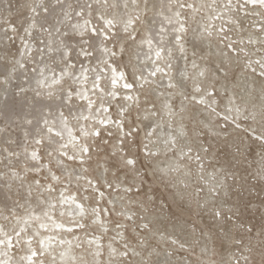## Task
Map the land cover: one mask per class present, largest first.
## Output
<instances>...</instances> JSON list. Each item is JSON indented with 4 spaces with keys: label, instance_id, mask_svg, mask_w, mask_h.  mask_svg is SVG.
Segmentation results:
<instances>
[{
    "label": "rangeland",
    "instance_id": "1",
    "mask_svg": "<svg viewBox=\"0 0 264 264\" xmlns=\"http://www.w3.org/2000/svg\"><path fill=\"white\" fill-rule=\"evenodd\" d=\"M0 241V264H264V5L0 0Z\"/></svg>",
    "mask_w": 264,
    "mask_h": 264
},
{
    "label": "snow or ice",
    "instance_id": "2",
    "mask_svg": "<svg viewBox=\"0 0 264 264\" xmlns=\"http://www.w3.org/2000/svg\"><path fill=\"white\" fill-rule=\"evenodd\" d=\"M255 2H256V0H253V3H255ZM259 3H260L261 5H264V0H259ZM189 7H191V5H189ZM109 23H111V22H109ZM157 56H159V53H157ZM120 76L122 77V76H123V73H121ZM112 84H113V86H115V85L117 84V79H116V78H113V80H112ZM124 87H126V88H130L131 85H129V84H125ZM127 163L131 164V163H133V162H132L131 160H129ZM0 243H2V241H0ZM33 255H35V253H33Z\"/></svg>",
    "mask_w": 264,
    "mask_h": 264
}]
</instances>
